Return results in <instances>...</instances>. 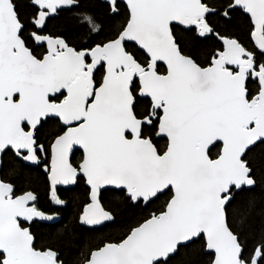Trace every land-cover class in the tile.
<instances>
[{
	"label": "snow or ice",
	"instance_id": "snow-or-ice-1",
	"mask_svg": "<svg viewBox=\"0 0 264 264\" xmlns=\"http://www.w3.org/2000/svg\"><path fill=\"white\" fill-rule=\"evenodd\" d=\"M106 3L113 27L76 13L79 41L52 25L79 0H0V156L43 163L58 206L83 182L90 229L117 223L109 194L141 210L83 264H264V0ZM181 29L221 44L202 56ZM38 200L0 178V264H66L34 243L31 222L58 216Z\"/></svg>",
	"mask_w": 264,
	"mask_h": 264
},
{
	"label": "trees",
	"instance_id": "trees-1",
	"mask_svg": "<svg viewBox=\"0 0 264 264\" xmlns=\"http://www.w3.org/2000/svg\"><path fill=\"white\" fill-rule=\"evenodd\" d=\"M223 0H213V3H222ZM80 8H72L70 11L60 13L57 20L52 22L57 29H64L79 41L90 38V29L87 25H82L76 13L87 11L96 18V23L103 25L105 32L110 30L115 21L108 14L107 3L103 0H79ZM122 19V18H117ZM242 27H246L240 22ZM50 25V27L52 26ZM181 34L190 44L197 46L202 56L209 55L214 48L219 47L221 42L215 37L208 39H198L194 32H185L181 29ZM99 39L100 37H96ZM253 45L249 42L250 50ZM256 55L260 56L259 50ZM59 122L49 119L40 130L41 143L47 145L59 132ZM161 144L165 141H160ZM82 156L81 150H76L73 160H79ZM0 178L16 186L17 194L25 191H34L38 193L39 200L37 207L48 213L58 214L54 223H44L38 220L31 222L30 227L35 236L34 243L39 246L57 247L62 254L66 264H83L81 253H87L88 249L100 242L101 239L116 238L119 236L127 224L133 222L141 215L140 209H135L130 205L120 202L117 198L109 194L108 199L112 207L117 210V223L108 224L103 227L90 229L79 222V214L82 211L83 204L87 201L88 188L80 182L71 187H57V191L62 199L66 201L65 206L55 205L50 199V185L48 175L43 163L34 164L19 159L13 151H6L0 156ZM252 194L256 197L258 210L261 204H264V184H258L253 189ZM166 197H161L157 203H163ZM25 226H29L25 224ZM254 237H249V244L254 241ZM190 248L194 246H189ZM184 252V249H181ZM189 258L195 260L198 257L195 253L189 252ZM176 259H181L177 254Z\"/></svg>",
	"mask_w": 264,
	"mask_h": 264
},
{
	"label": "water",
	"instance_id": "water-1",
	"mask_svg": "<svg viewBox=\"0 0 264 264\" xmlns=\"http://www.w3.org/2000/svg\"><path fill=\"white\" fill-rule=\"evenodd\" d=\"M103 1H105L106 2V0H103ZM76 150H74V152H75ZM82 151V150H81ZM74 154V153H73ZM57 219V218H56ZM56 219H54V221H42V220H39V221H41V222H44V223H54L55 221H56Z\"/></svg>",
	"mask_w": 264,
	"mask_h": 264
},
{
	"label": "flooded vegetation",
	"instance_id": "flooded-vegetation-1",
	"mask_svg": "<svg viewBox=\"0 0 264 264\" xmlns=\"http://www.w3.org/2000/svg\"><path fill=\"white\" fill-rule=\"evenodd\" d=\"M75 153V152H74ZM74 155V154H73ZM73 158V157H72ZM71 186H73V185H69V186H63V185H60V186H58V187H65V188H67V187H71ZM39 221V220H38ZM41 222V221H40Z\"/></svg>",
	"mask_w": 264,
	"mask_h": 264
}]
</instances>
